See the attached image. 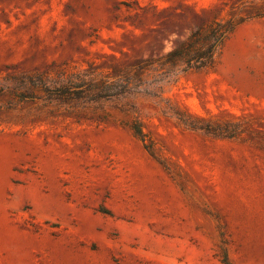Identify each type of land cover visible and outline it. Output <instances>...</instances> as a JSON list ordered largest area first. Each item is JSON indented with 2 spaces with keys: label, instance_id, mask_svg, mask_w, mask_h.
I'll use <instances>...</instances> for the list:
<instances>
[{
  "label": "rangeland",
  "instance_id": "1",
  "mask_svg": "<svg viewBox=\"0 0 264 264\" xmlns=\"http://www.w3.org/2000/svg\"><path fill=\"white\" fill-rule=\"evenodd\" d=\"M0 264H264V0H0Z\"/></svg>",
  "mask_w": 264,
  "mask_h": 264
},
{
  "label": "trees",
  "instance_id": "2",
  "mask_svg": "<svg viewBox=\"0 0 264 264\" xmlns=\"http://www.w3.org/2000/svg\"><path fill=\"white\" fill-rule=\"evenodd\" d=\"M239 23L234 20L216 19L206 25L197 27L184 40L180 41L170 52L161 56L157 63L159 66L180 67L182 72L201 71L213 68L217 54L225 45L229 36L235 31ZM148 61H142L137 69H145ZM135 134L143 137L140 124L132 126ZM200 129V128H199Z\"/></svg>",
  "mask_w": 264,
  "mask_h": 264
}]
</instances>
